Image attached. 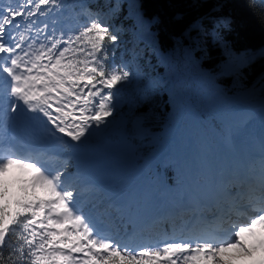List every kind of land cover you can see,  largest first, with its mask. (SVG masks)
I'll return each instance as SVG.
<instances>
[{
  "label": "snow or ice",
  "instance_id": "obj_1",
  "mask_svg": "<svg viewBox=\"0 0 264 264\" xmlns=\"http://www.w3.org/2000/svg\"><path fill=\"white\" fill-rule=\"evenodd\" d=\"M202 3L194 0V6ZM228 4L217 0L210 25L201 19L194 28L221 45L228 53L226 67L237 70L257 52L264 58V48L243 56L232 52L224 36L234 19L225 12ZM248 7L264 14V0H248ZM65 8V0H0V133L29 126L43 138L81 152L109 131L118 86L135 76L126 62H116L120 32L100 17L119 20L123 12L128 19L135 17L137 31L148 25L149 34L154 21L146 20L129 0H90L80 8L86 22L73 29L60 21ZM174 87L183 85L176 81ZM152 101L147 90L142 97L145 111L124 128L128 139L143 135ZM8 152L0 159V176L12 168L34 176L19 197L10 195L7 182L0 180V264H236L241 259L264 264V138L250 159L201 172L204 182L195 177L193 193L170 191L163 196L146 185L113 197L70 171L68 164L50 168L39 158L17 155L12 147ZM160 167L170 165L161 160ZM85 192L88 211L83 207ZM249 211L256 214L246 223L231 222L222 230L173 228L142 246H131L114 231L119 228L127 235L155 219L174 220L189 213L193 221L228 222Z\"/></svg>",
  "mask_w": 264,
  "mask_h": 264
},
{
  "label": "trees",
  "instance_id": "obj_2",
  "mask_svg": "<svg viewBox=\"0 0 264 264\" xmlns=\"http://www.w3.org/2000/svg\"><path fill=\"white\" fill-rule=\"evenodd\" d=\"M88 2L90 0H65L66 8L60 17L61 23L75 29L86 22V17L80 15V8ZM133 2L137 4L138 12L142 13L146 20L154 21L150 26V34L148 25L144 31H137L134 27L139 44L146 45V49L152 45L148 39L154 38L152 52L158 54L162 60L159 61L152 54L149 62L145 63L144 57L148 55L146 52L142 60H137L144 79L137 81L134 76L129 82L118 86L121 91L117 97L114 117L110 118L114 122L107 133L99 135L103 139L101 142L96 136L88 149L81 152L54 143L52 149L59 155H55L51 162L53 168L68 164L73 173L77 168L87 167L90 160L99 164L100 170L86 175L84 179L98 186L108 184L107 192V187H100L113 197L138 191V184L143 180L149 182L163 196V182L166 185L173 181L182 183L184 170L189 178L199 175L201 180V172L210 173L216 158L219 160L218 167L228 165L229 160L219 152L215 134L223 132V118L233 124L239 123L240 120H235L226 113L220 115L214 112L203 105V99L214 92L230 99L250 87L256 90L257 95L256 99L249 103L260 104V100L264 99V92L261 91L264 58L257 52L250 63L239 68V74L225 72L222 64L227 62L228 56L224 54L223 48L220 49L221 45L214 43L210 37L200 36L194 28L201 19L206 26L210 25V17L215 15L212 9L217 0H203L200 6H194V0ZM225 12L234 18L232 30L225 32L224 36L235 54L243 56L246 51L264 48V14L259 8H249L248 0H229ZM120 20L122 19L118 21ZM119 53L117 63L121 62ZM125 62L134 73L128 56H125ZM148 72L160 83L151 89L153 101L144 124V130L147 132L143 133L141 138L130 140L125 135L124 128L126 125L130 126V122L145 111L142 97L147 91L143 86ZM176 81H180L183 87H174ZM164 144L168 145L169 153L164 158L153 161L152 174L143 175L139 182L133 180L135 173L141 170L144 160L154 157L162 150ZM226 146L230 152H237L230 139L226 140ZM69 152L76 154L69 157ZM185 154L188 158H185ZM161 160H167L170 167H160ZM88 199L89 193L85 192V211L89 210ZM171 223L155 222L150 228L140 231V235L152 242L166 232H172L179 224ZM114 231L117 233L122 230L114 228Z\"/></svg>",
  "mask_w": 264,
  "mask_h": 264
},
{
  "label": "rangeland",
  "instance_id": "obj_3",
  "mask_svg": "<svg viewBox=\"0 0 264 264\" xmlns=\"http://www.w3.org/2000/svg\"><path fill=\"white\" fill-rule=\"evenodd\" d=\"M101 2H103V0H101ZM129 2H133V0H129ZM128 11H132V10L128 9ZM102 17H103L104 22H106L110 25H114L116 27V29L120 32L121 38L126 36V38H122V40L120 42V43H123V45L120 44L119 59H120V61L125 62V56H128L129 62H131V64H132L131 66H132L133 71L135 73L136 80L142 81L144 79V76H143V73L141 71V68H140L137 60H139V59L142 60V57L144 56L145 52L148 54L146 57H144L145 63L149 62V60H150L149 57L152 54L155 56V58L159 59V61L162 60V58L158 54H155L154 52H152V50H153L152 46H154L153 44L155 42V39L149 38L148 40L152 45H150L149 47H147L145 49L146 45H144V44L140 45L139 44V38L137 36V32L135 31V29L132 25L133 19H135V17H133V19H128V18H126V15H123V12L120 14L119 19H122L120 21H118V20L115 21L116 18L112 15H108V16L102 15ZM121 21L123 22V29L120 28V22ZM145 27H146V25H145ZM145 27L142 31L145 30ZM220 48L222 49L223 47L220 46ZM232 52H233V50H232ZM225 53H226V56H228V53L227 52H225ZM235 55L242 56L240 54H235ZM227 62H228V60H227ZM226 63L222 64V67L225 69L226 73H230V74H239L240 73L239 68L237 70H229L226 67ZM148 73L149 74H148V77L146 78V82H145L146 83L145 84V87H146L145 90H151L152 88L157 87L158 84L160 83L158 80L155 79V77L153 75L150 74V72H148ZM256 95H257L256 90L254 88L248 87V88L244 89L238 96H236L234 99H231V100L221 97L216 92L212 93L210 96L203 99V105L208 107L209 109L213 110L214 112H216L220 115H223L226 113L231 118H233L235 120L236 119L240 120L239 123L233 124V123L227 122L226 119L223 118V120L225 122L223 132L215 134V139L218 141V144H219V152L221 154L225 155V158L227 160H229L228 165L230 163H232L233 161L238 160V159L239 160L250 159L252 156L256 155L259 152L260 141L262 138H264V136L260 137L258 135V133H256V135L253 136L252 139H249L250 141L245 142L244 147H241L240 145H238V143L235 139L236 135L238 136L239 134L246 131L248 125L251 124L252 122H254L253 120H256L258 117H262V118L264 117L263 116L264 108L262 107L264 105V102H263L264 99L260 100V102L263 105H261V103L258 105H254V104L249 103V102L255 100ZM251 117H255V118L252 119ZM144 133H146V130H144ZM24 134H26V138H25L26 143L29 142V144L36 147L38 150L41 149L42 154L40 156L38 154V157H36V158L41 159L42 162L45 163L46 166L50 167L51 165H50L49 161H50V159L55 157V155H49V153H54V150L52 149L54 142H51V141L43 138L42 135L37 130H35L34 128L29 127V126L27 127V130ZM21 136H22V134H21ZM101 137L102 136L99 137V135L97 136V140H99V142H101L103 140ZM227 139L231 140V144L234 147H236L235 148L236 150L238 149L237 152H235V151L230 152L228 150V148L226 146V140ZM188 142L190 144L191 140L189 139ZM71 154H76V153L69 152L68 156H70ZM7 155H9V154H7ZM167 155H168V147L166 146V144H164L162 152L159 153V155L157 157L160 159V158H164ZM216 157H217V155H216ZM185 158H188L187 154H185ZM88 164L89 165L87 167L77 168L79 170L75 174L80 175L82 177H85L88 174H93L95 172H98L101 168L99 164L93 163L91 160L88 162ZM212 164L213 165H212L211 171L218 168L219 160L216 158ZM195 169L197 170V168H195ZM145 170H146L145 173L147 175L152 174V170H151V168H149V164L146 165ZM182 174H183L182 183H180V181H178L175 183H171L169 185H164L163 190L165 191V193L163 195L169 193L170 191L171 192L177 191L179 193H183L185 190L188 191L190 189L189 187L192 188L191 190H194L193 189L194 185H191V184H194V177L189 178L187 176V174L185 173V170L182 172ZM33 176H34V174L31 173L30 171L26 170V169L12 168L8 171L7 174H5L4 176H0V180L7 182L9 193L14 195V197H19V196L23 195V193L21 191L22 188L30 187V183H31V180L33 179ZM188 180H190L191 184L188 182ZM143 181H141L138 184L137 190L141 189L142 187H144L146 185H150L149 182H147V181L143 182ZM202 181L204 182V177H203V179L200 180V183H202ZM183 182L186 184H184ZM100 186L101 187H107L105 190L106 192L108 191L107 189H109L108 184H105V185L102 184ZM190 192H193V191H188V193H190ZM37 194L40 196L44 195L43 192H38ZM169 198H171V197H169ZM159 220H163V218L153 220L150 223V226L153 224V222H157ZM227 224L228 223L226 222L223 225L227 226ZM150 226H149V228H150ZM222 227L224 228V226H222ZM180 229H182V228H180ZM140 233L141 232L139 231V232L130 233V234L125 235V233H123L122 231L121 232L117 231V234L122 239H125V242L129 243L133 247L145 245V244H142L140 242V239L144 237V236L140 235ZM236 264H243V262L238 260V261H236Z\"/></svg>",
  "mask_w": 264,
  "mask_h": 264
},
{
  "label": "bare ground",
  "instance_id": "obj_4",
  "mask_svg": "<svg viewBox=\"0 0 264 264\" xmlns=\"http://www.w3.org/2000/svg\"><path fill=\"white\" fill-rule=\"evenodd\" d=\"M145 84L143 86L144 89L146 88L145 87ZM251 118L254 119L255 117H251ZM27 127L28 126H22V125H17L15 127H10L9 129H7L6 131H4L3 133H0L1 140L3 141V144H5V142H8L10 140L13 141L10 144V147H12V149L14 151H17L20 154H23L25 158H33V157L36 158V155L39 154V156H40L42 154V151H41V149L38 150L36 147H33L35 152L34 151L31 152L30 150H28L27 145H29V142L26 143V140H25L27 133L24 134L26 132V130H27ZM21 134H22V136H21ZM12 137H15V138L13 139ZM138 138H141V135ZM6 147H7V145L5 144V148L3 149V151H7L8 150V148H6ZM184 184H186V183H184ZM189 188H191V187H189ZM193 189H195V185H194ZM251 213L252 212L249 211L244 216H239V217L233 216L231 218V220L229 222H227L228 223L227 226L226 225H223L226 222H219V221H217V222L210 223L207 220H205V221H193L192 220V215L190 216L189 220L185 223V225H181V224L180 225H181L182 228H184L185 226H187V227L193 228L195 230H200V229H203V228H208V227H213V226L214 227H217V228H219V229L222 230L224 228H228L230 226V223L231 222L245 223V220L247 219V216H249ZM203 215L210 216V213L204 212ZM222 226H224V228ZM240 261H242L243 264H252V261L251 260H243V259H241Z\"/></svg>",
  "mask_w": 264,
  "mask_h": 264
},
{
  "label": "water",
  "instance_id": "obj_5",
  "mask_svg": "<svg viewBox=\"0 0 264 264\" xmlns=\"http://www.w3.org/2000/svg\"><path fill=\"white\" fill-rule=\"evenodd\" d=\"M221 49V48H220ZM223 51V50H222ZM224 52V51H223ZM224 54L226 55V53L224 52ZM241 93V92H240ZM236 96H238V95H236ZM236 96H234L233 98H230V100L231 99H234ZM256 99V98H255Z\"/></svg>",
  "mask_w": 264,
  "mask_h": 264
}]
</instances>
